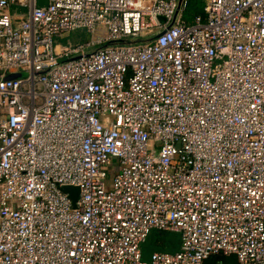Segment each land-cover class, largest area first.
Masks as SVG:
<instances>
[{
  "label": "built area",
  "instance_id": "built-area-1",
  "mask_svg": "<svg viewBox=\"0 0 264 264\" xmlns=\"http://www.w3.org/2000/svg\"><path fill=\"white\" fill-rule=\"evenodd\" d=\"M188 5L0 0V264H264V0Z\"/></svg>",
  "mask_w": 264,
  "mask_h": 264
},
{
  "label": "trees",
  "instance_id": "trees-1",
  "mask_svg": "<svg viewBox=\"0 0 264 264\" xmlns=\"http://www.w3.org/2000/svg\"><path fill=\"white\" fill-rule=\"evenodd\" d=\"M45 3L46 0H38L39 5H44ZM202 7V3L195 0H189V5L184 17L187 20H190L194 15L201 14ZM179 244L180 238L177 234L153 231L148 236L146 242L142 245L143 259H147L154 251L174 252L178 249Z\"/></svg>",
  "mask_w": 264,
  "mask_h": 264
},
{
  "label": "rangeland",
  "instance_id": "rangeland-1",
  "mask_svg": "<svg viewBox=\"0 0 264 264\" xmlns=\"http://www.w3.org/2000/svg\"><path fill=\"white\" fill-rule=\"evenodd\" d=\"M195 1H198L199 3H202L204 5V3L207 0H195ZM89 40H90V36H88L85 31H75L69 35L64 36L62 40H57L56 44L65 45V46L71 44L72 46H77L80 44H85ZM26 75H27L26 73H20V74L18 73L13 76L19 78V77H24ZM117 171H118V166L114 162L113 166L108 170L107 177L109 181H112ZM204 264H237V261L236 258L232 255L225 256L223 254H218V255L210 256V258L207 261H205Z\"/></svg>",
  "mask_w": 264,
  "mask_h": 264
},
{
  "label": "water",
  "instance_id": "water-1",
  "mask_svg": "<svg viewBox=\"0 0 264 264\" xmlns=\"http://www.w3.org/2000/svg\"><path fill=\"white\" fill-rule=\"evenodd\" d=\"M8 78H17L12 76H9ZM60 191L64 194L68 195V198L71 200L72 202V207L75 208L76 207V202L79 198V189L77 187H61L59 188Z\"/></svg>",
  "mask_w": 264,
  "mask_h": 264
},
{
  "label": "crops",
  "instance_id": "crops-1",
  "mask_svg": "<svg viewBox=\"0 0 264 264\" xmlns=\"http://www.w3.org/2000/svg\"><path fill=\"white\" fill-rule=\"evenodd\" d=\"M82 31H84V30H82ZM88 35V34H87Z\"/></svg>",
  "mask_w": 264,
  "mask_h": 264
}]
</instances>
